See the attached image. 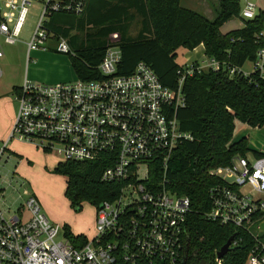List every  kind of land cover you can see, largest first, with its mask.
Here are the masks:
<instances>
[{
    "label": "built area",
    "instance_id": "2783aa9c",
    "mask_svg": "<svg viewBox=\"0 0 264 264\" xmlns=\"http://www.w3.org/2000/svg\"><path fill=\"white\" fill-rule=\"evenodd\" d=\"M32 1H0V59L4 44L19 41ZM43 3L26 42L27 58L32 50L46 49L52 34L44 24L52 11L79 14L83 9L78 0ZM255 9V3L246 0L240 17L252 19ZM257 37L261 44L252 66L262 77V31ZM54 50L70 51L63 38ZM120 59V48L111 45L98 65L100 79L52 84L24 79L14 91L18 111L8 137L0 140V157L15 138L53 150L62 162L102 160L106 167L100 179L122 186L114 200L95 206L93 234L77 244L71 243L63 225L46 217L37 196L29 190H24L25 218L21 211L7 215L0 205V264H176L182 258L190 200L166 188L164 173L173 150L193 139L180 129L176 117V111L185 105L183 82L193 72L206 69L227 68L230 76L251 72L205 56L182 65L174 90L164 86L142 61L129 74H117ZM150 172L160 174L157 182L150 180ZM208 174L220 182L209 188L210 209L205 218L251 228L252 216L264 211V155H235L229 164L214 167ZM248 256L249 263L264 264V242L257 240Z\"/></svg>",
    "mask_w": 264,
    "mask_h": 264
},
{
    "label": "trees",
    "instance_id": "16d2710c",
    "mask_svg": "<svg viewBox=\"0 0 264 264\" xmlns=\"http://www.w3.org/2000/svg\"><path fill=\"white\" fill-rule=\"evenodd\" d=\"M78 1L83 3L79 14L52 11L44 25L51 32V39L66 40L71 66L81 80L102 78L98 65L110 46L108 39L120 48L117 74H129L142 61L164 86L174 90L178 70L182 68L176 61L177 48L193 50L202 44L206 57L241 68L247 60H254L261 44L257 34L264 28L262 11L252 19L240 17L239 28L224 33L220 30L225 22L240 15L239 0H218L212 20L182 6L180 0ZM133 15L139 18L140 27L135 37H129L128 22ZM17 89L13 87V91ZM182 93L185 105L176 111V117L180 129L191 133L193 139L173 150L164 173L168 179L166 188L190 200L183 256L176 264H245L257 240L264 237L253 236L254 224L264 216V211L252 216L251 228L206 219L209 188L220 182L208 171L229 164L235 155L246 156L249 152L246 137L231 141L234 120L252 127L264 126V75L252 71L247 76L242 72L230 76L223 67L195 71L185 77ZM253 155L263 154L254 151ZM105 167L102 160L56 163L53 172L65 176L64 196L75 211L81 209L82 202L98 206L118 196L122 183L100 179ZM159 177L157 172H150L151 181L157 182ZM63 229L71 243L86 240V235L73 234L67 224H63ZM227 240L230 249L218 262L216 252Z\"/></svg>",
    "mask_w": 264,
    "mask_h": 264
},
{
    "label": "rangeland",
    "instance_id": "374dc122",
    "mask_svg": "<svg viewBox=\"0 0 264 264\" xmlns=\"http://www.w3.org/2000/svg\"><path fill=\"white\" fill-rule=\"evenodd\" d=\"M239 1L242 8L245 0ZM43 6L42 0H33L28 6L25 22L18 36L19 41L12 45H3L4 57L0 59L2 70L0 76V125L11 123L9 130L3 135L0 134V140L8 137L18 111V101L13 91L14 86L17 84L21 86L24 79L42 84L73 82L77 79L68 54L52 51L55 54L63 55V58H42L39 65H36L38 58L35 55L28 54L27 58L26 42L30 40ZM241 23L239 15L225 22L221 26V30L225 32L228 29L239 27ZM139 27V18L133 15L128 22L127 36L135 37ZM108 41L110 46L116 45L112 39H108ZM55 44L56 41L50 39L45 45L50 48L55 47ZM203 51L204 47L203 50L200 47H195L193 50L179 47L176 50V61L180 65H188L194 59L199 62L205 59ZM252 69V62L247 60L242 70L249 72ZM4 96L8 100H5ZM251 128L247 123L237 119L231 137L232 141L240 139ZM58 161L60 159L53 150L46 151L41 146L12 138L0 157V205L7 215L21 211L25 218L26 209L22 206L26 200L24 190H29L39 197L41 210L51 222L59 225L67 224L74 233L84 231L89 237V233L93 230L92 221L95 206L88 202H82L79 211H75L70 206L68 199L64 196L66 178L60 173L53 172ZM261 240L264 241V237ZM249 262L248 256L245 264H249Z\"/></svg>",
    "mask_w": 264,
    "mask_h": 264
},
{
    "label": "crops",
    "instance_id": "0c3cea01",
    "mask_svg": "<svg viewBox=\"0 0 264 264\" xmlns=\"http://www.w3.org/2000/svg\"><path fill=\"white\" fill-rule=\"evenodd\" d=\"M250 1H253L255 3L256 8H257V10L255 9L256 13L260 12V11L264 12V0H250ZM180 4L184 7L192 9V10L202 14L206 18L212 20L216 16V9L218 7V0H180ZM241 26H242V23L240 24L239 27H241ZM239 27L231 28V29H228L227 31L232 30V29H236ZM221 28H220V30H221ZM227 31H225V32H227ZM221 32L224 33V31H222V30H221ZM262 34L264 37V28L262 29ZM197 47H200L203 50L202 44L198 45ZM47 49H49V51H47ZM25 51H26V49H25ZM52 51H54L56 53V51L54 50V47H50V48L46 47V49H44V50L43 49L32 50L29 52V54H33L38 58L36 65L40 64V61L42 58H49V57H61V58H63V55L55 54ZM203 55H204V51H203ZM194 60H196V59H194ZM244 64L241 67V70L243 69ZM252 71H253V69H252ZM252 71H249V72H252ZM19 85L20 84H17L14 87H19ZM4 97H5V100H8V98L6 96H4ZM236 120L237 119L234 120V126H235ZM10 123L11 122H7V123L0 125V134L1 135H3L4 133H6L9 130ZM241 137H246L247 141H248L249 152L246 154L247 157L254 156L253 155L254 151L264 155V126L252 127L248 131V133H244ZM231 141H232V139H231ZM37 198L39 199V197H37ZM92 228H93V230L91 231V233H89V236H92L93 231H94V217H93V221H92ZM70 230H71V228H70ZM71 232L73 234H84L87 236V233H85L84 231L74 233L71 230ZM253 233L256 234L257 236L264 234V216L255 222L254 228H253ZM249 264H251V263H249Z\"/></svg>",
    "mask_w": 264,
    "mask_h": 264
},
{
    "label": "water",
    "instance_id": "95a60500",
    "mask_svg": "<svg viewBox=\"0 0 264 264\" xmlns=\"http://www.w3.org/2000/svg\"><path fill=\"white\" fill-rule=\"evenodd\" d=\"M230 249V240L227 242L216 252V257L218 259L222 258Z\"/></svg>",
    "mask_w": 264,
    "mask_h": 264
}]
</instances>
